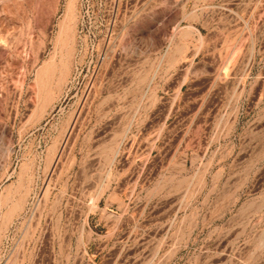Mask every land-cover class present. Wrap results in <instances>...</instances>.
<instances>
[{"label": "rangeland", "instance_id": "374dc122", "mask_svg": "<svg viewBox=\"0 0 264 264\" xmlns=\"http://www.w3.org/2000/svg\"><path fill=\"white\" fill-rule=\"evenodd\" d=\"M120 1L0 0V264H264V0Z\"/></svg>", "mask_w": 264, "mask_h": 264}, {"label": "crops", "instance_id": "0c3cea01", "mask_svg": "<svg viewBox=\"0 0 264 264\" xmlns=\"http://www.w3.org/2000/svg\"><path fill=\"white\" fill-rule=\"evenodd\" d=\"M124 2V0H121L119 3L121 4ZM133 2V8H137L135 13L137 11L143 10V8H151L152 6H156L155 1L152 0H147V1H142V0H132ZM229 1L227 0H180L178 2L179 5L184 6L186 8H197L196 12L201 13L202 11L205 10V8H211V9H217L222 6H226ZM138 13V12H137ZM219 25V24H218ZM198 27V26H197ZM218 28V27H216ZM195 31L192 33V37L189 39L192 41H188L187 39V34L183 35L181 32H176L174 29L170 31L169 34L165 35V39H170V48L173 47L175 48L176 52L175 54H188V53H193L196 52L198 54H203L205 53V50L203 46H199L198 39H200V35H202L201 31L197 28H194ZM200 49V50H199ZM219 50L223 49V47H218ZM199 50V51H198ZM181 72H183L181 70ZM184 76L179 80L180 83H182ZM164 81H167L164 80ZM186 83L182 84L185 85Z\"/></svg>", "mask_w": 264, "mask_h": 264}, {"label": "bare ground", "instance_id": "6f19581e", "mask_svg": "<svg viewBox=\"0 0 264 264\" xmlns=\"http://www.w3.org/2000/svg\"><path fill=\"white\" fill-rule=\"evenodd\" d=\"M74 8V7H73ZM73 12V10L71 11V13ZM73 15V14H72ZM71 17V16H70ZM64 23H66V22H64ZM67 23H69V22H67ZM67 35H68V33H66ZM69 38V37H68ZM67 43V42H66ZM48 67V66H47ZM47 71H48V69L45 67V68H43V69H41V71H40V74H39V77L40 78H42V76H44L46 73H47ZM48 76V75H47ZM43 88V87H42ZM50 93V92H49ZM52 95V94H51ZM46 96V95H45Z\"/></svg>", "mask_w": 264, "mask_h": 264}]
</instances>
